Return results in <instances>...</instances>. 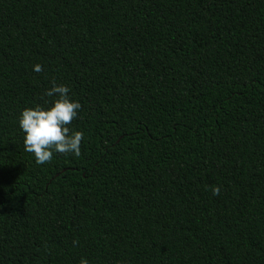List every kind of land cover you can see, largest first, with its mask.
<instances>
[{"label":"trees","instance_id":"obj_1","mask_svg":"<svg viewBox=\"0 0 264 264\" xmlns=\"http://www.w3.org/2000/svg\"><path fill=\"white\" fill-rule=\"evenodd\" d=\"M53 84L84 138L40 165ZM81 258L264 264V0H0V264Z\"/></svg>","mask_w":264,"mask_h":264},{"label":"clouds","instance_id":"obj_2","mask_svg":"<svg viewBox=\"0 0 264 264\" xmlns=\"http://www.w3.org/2000/svg\"><path fill=\"white\" fill-rule=\"evenodd\" d=\"M35 72H41L40 64L33 65ZM45 96L57 98L49 106L39 104L25 108L18 118V126L23 133L26 152L32 153L37 164L43 165L53 159L54 154H71L79 157L84 134L70 131L69 125L78 117L81 103L70 96L66 85H56L44 93ZM219 187L213 188V194H219ZM80 264H88L81 258Z\"/></svg>","mask_w":264,"mask_h":264}]
</instances>
